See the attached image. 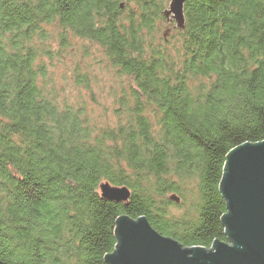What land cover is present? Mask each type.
<instances>
[{"label":"trees","instance_id":"1","mask_svg":"<svg viewBox=\"0 0 264 264\" xmlns=\"http://www.w3.org/2000/svg\"><path fill=\"white\" fill-rule=\"evenodd\" d=\"M170 1L0 0L2 264H108L121 216L184 248L227 241V156L264 141V0H187L175 51L156 46ZM52 25L127 79L118 124L42 86ZM104 183L128 203L102 198ZM173 195L189 207L171 212Z\"/></svg>","mask_w":264,"mask_h":264},{"label":"water","instance_id":"2","mask_svg":"<svg viewBox=\"0 0 264 264\" xmlns=\"http://www.w3.org/2000/svg\"><path fill=\"white\" fill-rule=\"evenodd\" d=\"M187 0H171L164 17L185 25ZM220 192L227 203L222 218L227 241L214 242L210 249L184 248L181 243L159 234L144 217L132 220L121 216L116 221L118 244L106 257L108 264H264V141L245 143L231 150L226 159ZM102 198L128 203L127 187L109 183L100 186ZM171 200L179 203L173 195ZM0 264L2 262L0 261Z\"/></svg>","mask_w":264,"mask_h":264},{"label":"rangeland","instance_id":"3","mask_svg":"<svg viewBox=\"0 0 264 264\" xmlns=\"http://www.w3.org/2000/svg\"><path fill=\"white\" fill-rule=\"evenodd\" d=\"M169 22L165 20L156 46L163 45L175 51L177 41L169 31ZM46 33L50 52L38 59V63L44 64L47 71L46 79L41 80L42 86L48 91H54L61 102L86 104L88 115L96 124H118L116 111L119 105L116 97H122L123 92L129 90L127 79L116 74L103 54L104 51L96 44L70 36L67 46L63 47L59 41L57 25L47 27ZM36 44L40 48V42ZM79 80L83 84H79ZM183 199L181 204L175 203L171 207V212L179 214L189 207V199Z\"/></svg>","mask_w":264,"mask_h":264}]
</instances>
